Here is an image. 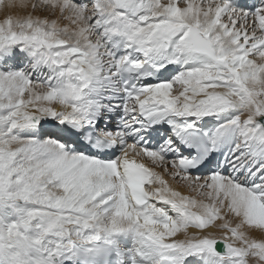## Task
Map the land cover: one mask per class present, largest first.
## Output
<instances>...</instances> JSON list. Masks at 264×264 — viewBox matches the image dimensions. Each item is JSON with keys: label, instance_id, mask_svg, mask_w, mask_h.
<instances>
[{"label": "snow or ice", "instance_id": "obj_1", "mask_svg": "<svg viewBox=\"0 0 264 264\" xmlns=\"http://www.w3.org/2000/svg\"><path fill=\"white\" fill-rule=\"evenodd\" d=\"M0 12V264H264V0Z\"/></svg>", "mask_w": 264, "mask_h": 264}, {"label": "bare ground", "instance_id": "obj_2", "mask_svg": "<svg viewBox=\"0 0 264 264\" xmlns=\"http://www.w3.org/2000/svg\"><path fill=\"white\" fill-rule=\"evenodd\" d=\"M0 18H3V13L2 12H0ZM181 190L184 191L183 189H181Z\"/></svg>", "mask_w": 264, "mask_h": 264}]
</instances>
